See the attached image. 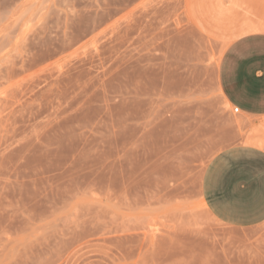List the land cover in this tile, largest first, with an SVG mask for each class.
<instances>
[{"label": "rangeland", "instance_id": "374dc122", "mask_svg": "<svg viewBox=\"0 0 264 264\" xmlns=\"http://www.w3.org/2000/svg\"><path fill=\"white\" fill-rule=\"evenodd\" d=\"M247 26L264 0H0V264H264L201 194Z\"/></svg>", "mask_w": 264, "mask_h": 264}, {"label": "crops", "instance_id": "0c3cea01", "mask_svg": "<svg viewBox=\"0 0 264 264\" xmlns=\"http://www.w3.org/2000/svg\"><path fill=\"white\" fill-rule=\"evenodd\" d=\"M223 54L217 84L243 127L206 166L201 194L211 214L234 229L264 226V32L247 26Z\"/></svg>", "mask_w": 264, "mask_h": 264}, {"label": "built area", "instance_id": "2783aa9c", "mask_svg": "<svg viewBox=\"0 0 264 264\" xmlns=\"http://www.w3.org/2000/svg\"><path fill=\"white\" fill-rule=\"evenodd\" d=\"M234 113H235V114H238V113H239V109H238V108H235V109H234Z\"/></svg>", "mask_w": 264, "mask_h": 264}]
</instances>
